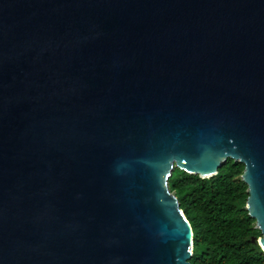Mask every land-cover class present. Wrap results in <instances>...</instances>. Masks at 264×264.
I'll return each mask as SVG.
<instances>
[{"label": "water", "instance_id": "1", "mask_svg": "<svg viewBox=\"0 0 264 264\" xmlns=\"http://www.w3.org/2000/svg\"><path fill=\"white\" fill-rule=\"evenodd\" d=\"M228 158L264 250V0H0V264H192Z\"/></svg>", "mask_w": 264, "mask_h": 264}, {"label": "trees", "instance_id": "2", "mask_svg": "<svg viewBox=\"0 0 264 264\" xmlns=\"http://www.w3.org/2000/svg\"><path fill=\"white\" fill-rule=\"evenodd\" d=\"M244 164L228 158L216 174L200 177L175 167L169 186L193 230L192 264H264L260 230L246 209Z\"/></svg>", "mask_w": 264, "mask_h": 264}, {"label": "rangeland", "instance_id": "3", "mask_svg": "<svg viewBox=\"0 0 264 264\" xmlns=\"http://www.w3.org/2000/svg\"><path fill=\"white\" fill-rule=\"evenodd\" d=\"M255 226H256V223H255Z\"/></svg>", "mask_w": 264, "mask_h": 264}]
</instances>
